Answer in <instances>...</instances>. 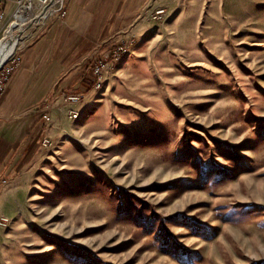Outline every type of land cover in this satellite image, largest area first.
Masks as SVG:
<instances>
[{"label": "rangeland", "instance_id": "rangeland-1", "mask_svg": "<svg viewBox=\"0 0 264 264\" xmlns=\"http://www.w3.org/2000/svg\"><path fill=\"white\" fill-rule=\"evenodd\" d=\"M152 1L104 88L5 126L0 264H264V0Z\"/></svg>", "mask_w": 264, "mask_h": 264}, {"label": "crops", "instance_id": "crops-1", "mask_svg": "<svg viewBox=\"0 0 264 264\" xmlns=\"http://www.w3.org/2000/svg\"><path fill=\"white\" fill-rule=\"evenodd\" d=\"M143 7L153 9V1L68 0L65 21L54 20L46 29L34 32L0 99V142L7 141L10 134L5 126L27 118L29 112L57 108L70 93L91 94L92 48L101 44V56L121 34L143 35L139 15ZM113 62L111 68L119 64ZM10 119L14 122H8Z\"/></svg>", "mask_w": 264, "mask_h": 264}, {"label": "built area", "instance_id": "built-area-1", "mask_svg": "<svg viewBox=\"0 0 264 264\" xmlns=\"http://www.w3.org/2000/svg\"><path fill=\"white\" fill-rule=\"evenodd\" d=\"M140 12L144 18L158 23L165 22V15L168 14L167 9L163 7L156 9L143 7ZM67 16L68 0H0V45L4 39H7L5 36L8 30L12 32L11 36L19 38L16 51L0 65V99L7 90L12 74L20 65L21 53L29 37L34 32L46 29L54 20L65 21ZM135 40L133 35L124 34L108 52L96 56L91 69L93 89L105 86L106 73L112 61L118 55H123L124 49L132 48ZM66 100L69 104L78 105L83 103V96L72 94L66 96ZM78 112L76 109L72 110L70 116L73 118ZM43 119L45 122H50L51 116L44 113ZM50 144L49 139L44 140L45 146Z\"/></svg>", "mask_w": 264, "mask_h": 264}, {"label": "bare ground", "instance_id": "bare-ground-1", "mask_svg": "<svg viewBox=\"0 0 264 264\" xmlns=\"http://www.w3.org/2000/svg\"><path fill=\"white\" fill-rule=\"evenodd\" d=\"M166 16V15H165ZM8 33L6 34L5 38L0 45V65H2L9 57L12 55L15 51L16 48L19 45V38L11 36L10 34L12 33L11 30L7 31ZM168 37V36H167ZM171 38V37H170ZM194 40V39H193ZM177 41V40H176ZM181 41V40H180ZM217 41V40H216ZM192 43V42H191ZM186 44V43H185ZM136 45V41H134L133 47ZM187 45V44H186ZM185 45V46H186ZM196 45V44H195ZM189 46V43L188 45ZM132 47V48H133ZM132 48L129 49H124L123 50V55H118L113 61H119L121 60L124 56H126ZM192 48V47H190ZM195 49V48H194ZM197 49V48H196ZM162 54V53H161ZM160 55V54H159ZM161 56V55H160ZM165 57V56H164ZM112 61V62H113ZM169 61V60H168ZM103 86H98L96 89H101ZM79 113L73 117V119H78ZM18 259V258H17Z\"/></svg>", "mask_w": 264, "mask_h": 264}, {"label": "trees", "instance_id": "trees-1", "mask_svg": "<svg viewBox=\"0 0 264 264\" xmlns=\"http://www.w3.org/2000/svg\"><path fill=\"white\" fill-rule=\"evenodd\" d=\"M259 264H261V263H259Z\"/></svg>", "mask_w": 264, "mask_h": 264}]
</instances>
